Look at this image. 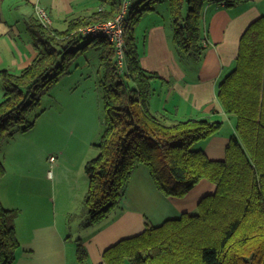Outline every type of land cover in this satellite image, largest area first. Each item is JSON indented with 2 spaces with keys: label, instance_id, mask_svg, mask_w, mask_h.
<instances>
[{
  "label": "trees",
  "instance_id": "1",
  "mask_svg": "<svg viewBox=\"0 0 264 264\" xmlns=\"http://www.w3.org/2000/svg\"><path fill=\"white\" fill-rule=\"evenodd\" d=\"M109 6L71 19L65 30L45 26L38 16L29 25L37 50L33 62L19 73L0 70L4 95L0 100V145L17 131L35 125L29 115L41 103L69 63L84 46L100 50V82L106 109L98 154L85 164L89 190L84 199L88 226L122 207L136 169L144 165L162 194L184 197L203 179L215 191L198 203L196 213H183L109 246L97 264H264V14L243 33L234 69L219 83L217 98L235 119L223 159L210 158L194 144L218 133L222 121L189 118L175 121L152 111L153 81L162 79L141 64L137 26L145 13L162 0H131L126 17V67L115 63L112 43L105 36L78 32L87 24L106 21L122 8L121 0H101ZM246 0H167L173 42L195 60L205 53L204 9L209 4L232 6ZM17 126V127H16ZM7 173L0 159V184ZM19 210L6 207L0 197V264H14L20 240L16 229ZM77 240L79 264H92Z\"/></svg>",
  "mask_w": 264,
  "mask_h": 264
},
{
  "label": "crops",
  "instance_id": "2",
  "mask_svg": "<svg viewBox=\"0 0 264 264\" xmlns=\"http://www.w3.org/2000/svg\"><path fill=\"white\" fill-rule=\"evenodd\" d=\"M159 6L145 13L136 29L142 66L162 78L152 83L154 91L150 107L155 113H165L175 121L189 118L222 121L223 127L203 148L210 158L223 159L235 125L217 98V88L235 67L243 33L264 14V0H246L232 6L207 5L203 33L206 50L200 60L176 47L170 14V20L164 15L169 12L168 8L162 11ZM38 8L47 11L53 29L65 30L71 19L106 10L109 6L101 0H0V70L19 73L37 56L29 25L31 18L37 16ZM3 95L0 80V100ZM214 191L215 185L203 179L184 197L166 196L156 189L148 168L139 166L114 220L101 225L104 219L92 225L100 224L101 227L97 232L93 231L94 234L89 232L87 236L91 237L86 241L80 239L88 250L90 263L102 262L103 253L109 246L140 233L150 221L151 225H159L183 213H196L202 197ZM24 192L29 202L28 195L34 192L40 195L43 190L28 183ZM54 196L51 188L49 197L53 202L56 201ZM0 197L6 207L19 210L16 229L20 248L14 264H73L77 260V249L69 241L70 235L60 227V213L51 215L48 212L50 216H45L38 211L36 215L32 214L31 221L21 223L24 209L22 205H16L15 200L12 204V191L4 189L3 180Z\"/></svg>",
  "mask_w": 264,
  "mask_h": 264
},
{
  "label": "rangeland",
  "instance_id": "3",
  "mask_svg": "<svg viewBox=\"0 0 264 264\" xmlns=\"http://www.w3.org/2000/svg\"><path fill=\"white\" fill-rule=\"evenodd\" d=\"M135 1L140 6L141 0ZM159 8L166 11L167 0H162ZM164 15L168 17L169 12ZM87 42L88 39L80 41V55L69 63V71L42 95L40 105L29 115L28 119L35 122L33 128L25 132L16 128L14 137L0 145V159L7 169L2 179L4 189L12 191V204L15 200L16 205H22L21 223L31 221L32 214L38 211L45 216L60 213V227L70 235L75 250L78 239L86 241L91 237L87 236L89 232L94 234L102 224L112 222L122 208L117 207L101 225L86 223L84 199L89 180L85 164L99 152L95 143L101 137L106 115L100 85L103 78L100 50L95 46L85 49ZM231 119L235 124V119ZM228 127L226 123L225 128ZM207 142L208 139L201 140L193 147L205 148ZM52 155L56 157L54 162H50ZM26 182L43 190L40 195L35 192L28 195L29 202L24 192ZM51 188L55 202L49 197ZM73 264L79 262L75 260Z\"/></svg>",
  "mask_w": 264,
  "mask_h": 264
},
{
  "label": "built area",
  "instance_id": "4",
  "mask_svg": "<svg viewBox=\"0 0 264 264\" xmlns=\"http://www.w3.org/2000/svg\"><path fill=\"white\" fill-rule=\"evenodd\" d=\"M130 2L131 0H121V11L113 18L95 24L84 25L78 30V32L83 35H88L92 37L105 36L112 43L115 52L116 67L118 68V71L120 73L123 72L127 65V45L125 29L127 25L126 17ZM37 16L45 26L51 25L52 19L50 18L49 14L45 9L38 8ZM55 159L56 157L52 155L50 157V162H54Z\"/></svg>",
  "mask_w": 264,
  "mask_h": 264
}]
</instances>
